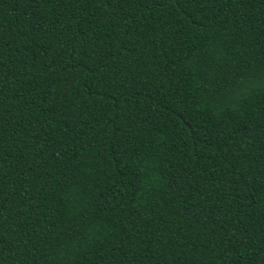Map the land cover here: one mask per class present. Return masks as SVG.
I'll return each instance as SVG.
<instances>
[{
	"label": "trees",
	"instance_id": "trees-1",
	"mask_svg": "<svg viewBox=\"0 0 264 264\" xmlns=\"http://www.w3.org/2000/svg\"><path fill=\"white\" fill-rule=\"evenodd\" d=\"M0 264H264V0H0Z\"/></svg>",
	"mask_w": 264,
	"mask_h": 264
}]
</instances>
